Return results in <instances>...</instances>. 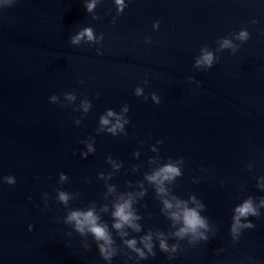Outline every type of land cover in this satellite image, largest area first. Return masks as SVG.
Here are the masks:
<instances>
[{
  "label": "water",
  "instance_id": "water-1",
  "mask_svg": "<svg viewBox=\"0 0 264 264\" xmlns=\"http://www.w3.org/2000/svg\"><path fill=\"white\" fill-rule=\"evenodd\" d=\"M87 2L0 7V264H109L91 234L64 222L89 207L115 240L111 264H264V0H125L119 14L115 0L93 12ZM88 26L103 40L72 44ZM242 28L246 41L236 38ZM225 38L235 53L220 48ZM204 50L216 58L211 68L196 66ZM109 109L129 119L123 132L106 130L115 116L98 131ZM169 162L183 174L158 195L146 177ZM129 194L141 230L125 226L121 237L111 213ZM192 196L209 227L207 240L190 244L174 236L181 225L163 200L175 210L173 197L195 207ZM249 197L261 215L234 240L233 210ZM149 233L156 255L140 259L124 241L143 249ZM160 238L181 250L169 258Z\"/></svg>",
  "mask_w": 264,
  "mask_h": 264
},
{
  "label": "clouds",
  "instance_id": "clouds-1",
  "mask_svg": "<svg viewBox=\"0 0 264 264\" xmlns=\"http://www.w3.org/2000/svg\"><path fill=\"white\" fill-rule=\"evenodd\" d=\"M14 0H3L0 3V7L11 6ZM99 0H88L85 4V8L87 12H93L97 6ZM115 5L117 9V14L121 13L124 8L127 6L125 4V0H115ZM93 19H98L96 15L93 16ZM255 23V21H253ZM159 26V21L153 23V28H157ZM237 39L241 41H246L249 38V32L247 29L242 28L237 36ZM87 40L91 42H95L97 39L103 40V33L96 36L94 30L91 26L85 27L82 30L78 31L74 36L71 37L72 44H79L82 40ZM220 48H232L233 53H235V48L232 45L231 40L225 38L222 40L220 44ZM99 53V49H97ZM216 58L210 51H203V55L200 59L196 61V66L199 67L200 65H204L206 68H211L214 64ZM191 79V78H189ZM135 95L141 96L142 89L137 88L135 90ZM75 97L69 94V99H74ZM50 99L55 100L56 96L53 95ZM145 99H147L145 97ZM152 100L155 103L160 102V98L156 93H152ZM90 108V104L87 102L84 105V111L87 112ZM124 112L129 111V106L125 105ZM116 117V122L112 124L110 127H107V131L112 135H116L118 131H124V125L129 123V119L123 118L119 116L117 113L109 109L105 116L100 117V125L101 129L104 130V126H108L110 124L109 117ZM76 123H80L79 120ZM157 143H163V141H157ZM95 149L92 147L91 144L88 145V152H94ZM87 153H81V156H86ZM111 160V157H109ZM183 157H180L179 163H183ZM119 167V165H116ZM183 173L181 172L180 167L175 163H166L158 170L153 172L151 175H148L146 178L157 185L156 192L158 195L166 194L167 189L164 187L165 182L174 181L177 177L181 176ZM102 175V174H101ZM61 181L67 180V176L61 172L60 173ZM5 181L8 184H14L16 182L15 177L12 175H8L5 177ZM113 189L110 187L109 191ZM143 194V193H141ZM59 201L67 206L68 201L70 199V195L67 192L61 191L58 196ZM176 201L175 203V210L173 203L168 200H163V206L165 210H170L168 212L169 218L173 221V223H179L181 226L174 232V236L183 239L185 236H189L190 240L189 243H195L198 240H207L208 237L205 235V232L208 230V221L207 218L201 215V211L204 210L205 205L202 203L196 202V197L192 196L190 199L196 204L195 207H189L186 201L177 199L173 197ZM133 197L129 194L127 199L121 198V200L114 204V210L112 211L111 215L113 217L112 228L116 229L118 234L121 237L127 235V232L124 231L125 226L131 228L135 232H139L141 227L137 220L140 219V216L136 214L133 210ZM260 205L264 206V198L260 200ZM104 211H107V206L104 207ZM234 215L232 217V223L230 226V235L233 237L234 240L238 239L239 234L242 229L245 228H253L254 224L251 221H248L246 218L249 216L259 217L261 214L258 211L257 207L253 204V199L251 197L245 199L241 204L237 205L234 208ZM242 218L244 222H242ZM64 222L66 224H71L74 227V230L81 234L82 236L91 234L94 239L98 242V249L100 256L111 264V260L113 256L116 255L117 249L113 247L115 244V240L113 236L110 234L108 230V225L100 221V216L97 214L96 210L92 207L87 209H72L68 212ZM29 229L33 226L30 224ZM201 229L205 231H201ZM70 235V234H69ZM161 237L163 234H159ZM141 242L144 245V248L141 249L137 247V240L135 238L127 239L124 241L126 246L134 251L140 259H147L148 256H155L156 253L154 251V244L152 243V235L151 233L141 237ZM85 248H88L89 245L85 244ZM146 249V252H145ZM159 249L162 252L170 253L169 258H172L174 254L177 253L180 249L178 244H173L169 246L165 238L159 239Z\"/></svg>",
  "mask_w": 264,
  "mask_h": 264
}]
</instances>
